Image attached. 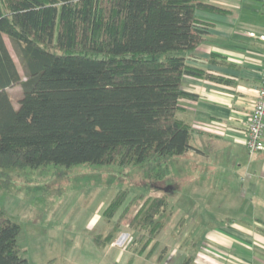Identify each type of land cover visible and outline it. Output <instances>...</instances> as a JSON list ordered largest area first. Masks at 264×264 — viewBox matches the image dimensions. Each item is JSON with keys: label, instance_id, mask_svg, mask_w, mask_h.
Listing matches in <instances>:
<instances>
[{"label": "trees", "instance_id": "trees-1", "mask_svg": "<svg viewBox=\"0 0 264 264\" xmlns=\"http://www.w3.org/2000/svg\"><path fill=\"white\" fill-rule=\"evenodd\" d=\"M202 7L218 8L202 0H0V174L50 164L134 165L162 189L172 179L170 158L193 148V128L179 113L180 99L196 96L184 76L203 75L186 55L207 35L196 15ZM15 85L22 87L18 105ZM141 197L117 191L104 210L114 225L105 239L95 236L99 247L111 243ZM167 209L173 212L168 193L137 210L130 264L149 244L147 257L156 249ZM20 232L0 205V264H31Z\"/></svg>", "mask_w": 264, "mask_h": 264}, {"label": "crops", "instance_id": "crops-1", "mask_svg": "<svg viewBox=\"0 0 264 264\" xmlns=\"http://www.w3.org/2000/svg\"><path fill=\"white\" fill-rule=\"evenodd\" d=\"M202 1L218 8L196 11L209 28L203 42L186 55L187 63L201 69L203 75L184 76L185 90L196 96L180 99L179 116L193 128V148L178 156L184 158L177 160L178 169H187L173 181L191 178L199 169L194 158L210 169L230 170L232 175L216 182L219 188L225 186L228 195L210 197L219 212H202L192 223L193 228H206L203 245L184 262L172 264H264V151L251 153L246 145V124L264 65V40L259 38L264 34V0ZM207 215L220 217L212 221ZM187 217L185 213L179 217L183 222L172 233H180L188 224ZM182 244L185 241L179 246ZM172 255L173 251L166 261Z\"/></svg>", "mask_w": 264, "mask_h": 264}, {"label": "rangeland", "instance_id": "rangeland-1", "mask_svg": "<svg viewBox=\"0 0 264 264\" xmlns=\"http://www.w3.org/2000/svg\"><path fill=\"white\" fill-rule=\"evenodd\" d=\"M7 42L23 71L13 42L9 38ZM10 93L18 105L22 87L15 85L10 88ZM177 157L170 158L171 163L175 162L172 179L159 183L162 189L153 188L144 177V168L134 165L123 168L114 164H80L72 167L50 164L39 168L8 170L6 174H0V205L11 219L21 225L18 241L31 264H128L131 258L128 244L133 236L130 221L149 196L168 193L175 206L174 214L171 215L169 209L163 211L161 218L166 222L156 237V249L147 257L146 253L153 247V243L149 244L145 254L134 257L132 264L184 262L204 243L206 228H193L192 223L202 212H219L210 197L217 193L228 195L225 186L219 188L216 182L220 177L226 179L227 175L231 176L232 171L219 170L218 167L210 169L207 163L195 160L192 154L189 161L194 158L193 162L198 164L199 169L192 172L189 180L182 178L175 182L173 179L184 176L187 169L184 170L183 166L182 170L178 169L177 160L184 158ZM169 186L173 189H164ZM122 188H129L132 195L142 197L124 216L111 243L99 247L95 236L100 234L105 239L114 225V222L109 224L105 220L104 210ZM224 202L225 197L220 204ZM122 210L123 207L120 212ZM184 213L188 216V224L179 229L180 233H172L173 227L183 222L179 217ZM218 217L210 218L207 215L206 219L215 221ZM114 219L117 220L116 217ZM189 230H193L192 233L185 234ZM184 241L186 247L183 244L180 247ZM192 242L194 244L191 245ZM171 251L172 260L168 262L166 260Z\"/></svg>", "mask_w": 264, "mask_h": 264}, {"label": "built area", "instance_id": "built-area-1", "mask_svg": "<svg viewBox=\"0 0 264 264\" xmlns=\"http://www.w3.org/2000/svg\"><path fill=\"white\" fill-rule=\"evenodd\" d=\"M251 34L256 35L254 32ZM259 38L264 40V34H260ZM246 129V145L249 151L251 153L264 151V65L260 86L253 109L249 114Z\"/></svg>", "mask_w": 264, "mask_h": 264}, {"label": "water", "instance_id": "water-1", "mask_svg": "<svg viewBox=\"0 0 264 264\" xmlns=\"http://www.w3.org/2000/svg\"><path fill=\"white\" fill-rule=\"evenodd\" d=\"M171 188H172V187L169 186V187H167V188L165 187L164 189L167 190V191H169Z\"/></svg>", "mask_w": 264, "mask_h": 264}]
</instances>
